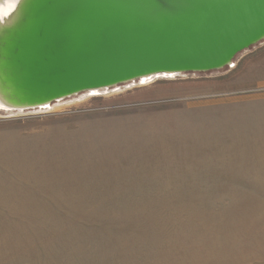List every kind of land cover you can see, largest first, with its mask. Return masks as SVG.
<instances>
[{"label":"rangeland","instance_id":"obj_1","mask_svg":"<svg viewBox=\"0 0 264 264\" xmlns=\"http://www.w3.org/2000/svg\"><path fill=\"white\" fill-rule=\"evenodd\" d=\"M16 104L0 264H264V37L220 68Z\"/></svg>","mask_w":264,"mask_h":264},{"label":"water","instance_id":"obj_2","mask_svg":"<svg viewBox=\"0 0 264 264\" xmlns=\"http://www.w3.org/2000/svg\"><path fill=\"white\" fill-rule=\"evenodd\" d=\"M111 4L102 32L100 26L99 31L90 30L91 25L82 37V26H72V35L66 40V44L72 45V52L76 50L95 62L96 58L90 59L95 52L93 42L102 39L105 49L101 54L106 62L103 65L109 70L114 68L117 55L125 62V58L139 54L143 62L136 73L151 68L160 72L165 68L183 72L208 70L201 69L204 66L212 69V64L228 53L236 50L235 55L252 44L247 41L264 28V0H115ZM53 53L68 68L65 74L72 78V83L77 79L96 81L102 73L89 66L84 68L87 72H79L72 64V56ZM50 61L59 65L56 60ZM123 69L120 74L107 72L119 75L109 83L134 76L129 72L128 76H122Z\"/></svg>","mask_w":264,"mask_h":264},{"label":"bare ground","instance_id":"obj_3","mask_svg":"<svg viewBox=\"0 0 264 264\" xmlns=\"http://www.w3.org/2000/svg\"><path fill=\"white\" fill-rule=\"evenodd\" d=\"M113 2L115 0H25L17 11L15 6L13 10L11 7L4 14H0V107L9 108L14 102H19L20 105L16 104L18 106L33 104L50 107L52 102L76 94L80 90L96 91L98 87L110 84L111 80L119 76L108 74L110 70L120 74V69L124 68L121 71V75L124 73L122 76L134 73L133 77L128 78L138 76L144 82L156 74L173 76L183 72L168 68L160 72L151 68L143 73H136L141 66L139 64L143 62L140 54L132 55V59L125 58V62L121 61V55H117L114 68L109 70V67L103 65L106 62L101 54L105 49L102 39L93 42L96 44L94 50L97 53L94 52L90 59L96 58L95 62L85 59L76 50L72 52V45L66 44V40L71 37L73 29L82 26V37L86 36L91 25L90 30L99 31L100 26L102 32L103 23L108 21V10ZM262 37L264 28L247 42L254 43ZM247 42L244 44H248ZM53 51L65 52L69 57L72 56V64H75L74 67L79 72H87L84 68L89 66L102 73L97 72L101 74L96 81L77 79L76 83H72V78L65 74L68 68L54 57ZM235 51L212 64L211 68H220L231 63ZM50 60L58 61L59 65H54ZM209 68L210 66H204L201 69Z\"/></svg>","mask_w":264,"mask_h":264}]
</instances>
